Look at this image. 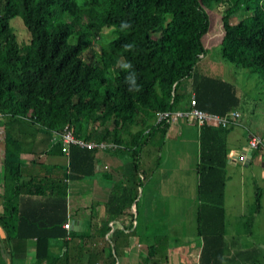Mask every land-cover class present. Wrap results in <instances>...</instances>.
<instances>
[{
	"label": "trees",
	"instance_id": "trees-1",
	"mask_svg": "<svg viewBox=\"0 0 264 264\" xmlns=\"http://www.w3.org/2000/svg\"><path fill=\"white\" fill-rule=\"evenodd\" d=\"M216 3L222 8L217 43L221 58L264 73V0H0V113L4 118L0 264H8L9 238L32 237L34 260L39 261L48 256L50 240L66 235L61 226L66 218L64 184L47 189L42 185L44 177L19 180L20 134L53 131L58 140L65 125L75 137L109 142L132 155L137 151L129 147L142 130L153 129L154 111L180 107L173 91L182 78H190L196 107L223 114L236 106L238 98L230 83L192 72L198 55L204 53L200 37L208 26L205 6ZM239 10L240 16L230 22L229 16ZM14 19L26 31L25 40L16 38ZM122 22L131 27L121 30ZM102 27L109 37L94 51L90 42L101 37ZM129 44L132 49L125 47ZM121 62L131 63L132 68L122 69ZM133 71L135 82H126ZM132 124L138 127L132 130ZM228 127H198L197 263L264 264L259 246L240 247L237 236L223 234ZM94 164L95 150L70 143L62 177L86 178ZM114 187L118 191L104 201L105 219L118 218L126 202L124 186L115 183ZM67 234L82 238L85 232L72 228Z\"/></svg>",
	"mask_w": 264,
	"mask_h": 264
},
{
	"label": "rangeland",
	"instance_id": "rangeland-1",
	"mask_svg": "<svg viewBox=\"0 0 264 264\" xmlns=\"http://www.w3.org/2000/svg\"><path fill=\"white\" fill-rule=\"evenodd\" d=\"M221 9L220 3L205 6L208 26L200 37L204 53L199 61H195L192 72L196 73L199 64L209 63L216 67L214 72L217 77L233 86L238 98V103L233 108L237 115L232 123L226 124L229 127L224 134L225 146H231L240 151L245 146L246 133H256L261 136V144L254 156L262 161L264 156V73L251 71L221 58L217 46L222 34ZM240 14L241 10L231 14L230 22L237 19ZM12 25L16 38L25 40L27 33L21 22L14 19ZM99 35L101 37H94L90 42L94 51H98L99 46L104 44L109 37L106 27L99 30ZM84 56L89 59V52L86 51ZM179 81L188 83V80L180 79ZM189 90L190 86L187 87L185 93L187 94ZM137 127L136 124L131 125L132 130ZM188 129L189 133L183 136L175 133L164 136L153 135L146 145L140 147L139 151V147L134 146L137 152L132 155L127 152L118 153L116 150V166L122 171L126 166H130L125 182L118 183L119 185L125 184L123 193L126 198L118 217L124 216L129 220V224L127 231L123 230L120 236L124 240L115 242L112 239H101L103 241V245H100L101 254L95 256L96 252H94V257H98V260H105L106 264H113L114 259L117 261L115 264H179V262L188 264L190 258H194V250L192 251L190 247L195 244L194 238H196L194 235L196 206L194 194L198 144L195 129ZM139 139L137 138L136 141ZM259 170L257 161L247 165L226 164L224 166L226 178L223 189L224 201L231 202L232 198L234 201L242 202L254 200L253 196L256 194L257 186H261L262 191L264 188L262 187L264 181L258 176ZM78 181H75L76 184ZM108 185L110 193L118 191L114 190L113 180L110 179ZM79 187L83 191L82 184ZM85 189L84 184V191ZM81 194L85 200L87 193L82 192ZM120 220L125 221V219ZM127 235L135 236L136 241L126 240ZM148 236L153 240L146 247L144 237ZM246 240L247 238L244 242ZM254 240H257V244L260 243L259 247L264 253V234L257 235ZM185 241L189 242L190 252L183 257V247H180L178 243ZM135 242H139L140 245H135Z\"/></svg>",
	"mask_w": 264,
	"mask_h": 264
},
{
	"label": "crops",
	"instance_id": "crops-1",
	"mask_svg": "<svg viewBox=\"0 0 264 264\" xmlns=\"http://www.w3.org/2000/svg\"><path fill=\"white\" fill-rule=\"evenodd\" d=\"M202 56L203 54L197 58V61H199V58ZM198 66L199 69L196 70L194 68L196 73L211 76L217 75L216 72H214V70L216 71V67L210 65L209 63H201ZM182 79L183 81L188 80V83L179 81L181 83L179 84L178 82L173 91V95H175L177 98V106L185 105L190 97V94L192 93L191 87L189 92H187V94L185 93L187 87L190 86V78L187 77ZM20 123L27 125V122L25 121H20ZM3 125L4 118L2 116L0 119V199L3 169L2 153L4 145ZM191 126L193 125H188L183 121H179L177 123L164 126L163 130L160 132L158 130L162 126L155 127L147 131L146 136L145 134L140 135V139L138 141L135 140V142L138 144L134 142L130 149H134V146H136L139 147V151L142 145H146L147 141L153 135L157 134L164 136L170 133H175L178 136H183L186 133L187 135V133L190 131L188 128L195 129V136L198 144V128ZM27 131L29 133L20 134L22 148L17 152V157L20 162L19 180L25 182L29 178L44 177L42 185L47 189H51L52 187L56 186V183H63L65 186V220L69 222V227L64 228L66 231V235L64 237L52 239L47 243L46 253L48 256L44 258V260L41 259L39 261L34 260L32 237L9 238L8 264H101L100 262L102 260H98V257H94V252H96L95 256H99L100 254L98 251L102 250L100 245H103V241H101V239H112L115 242L117 240H124L120 236L122 235L123 230L124 232L127 231L129 224V220L124 216L122 218L114 217L107 219L104 217V201L107 197V194L110 193V190L108 189V181L111 179L114 181V183H124L126 180L125 177L130 167L126 166L122 171L120 167L116 166V150H118V153L122 151L118 148L110 146L103 149L92 148L95 150V164L92 174L88 178L67 179L62 177V172L64 166L66 165V154L57 150V146L59 145L57 134L53 131H37L32 134L29 130ZM143 141L145 142L143 143ZM162 143L163 142H161V144ZM49 146H51V148L53 147L54 149L52 148L47 150L49 149ZM226 148L227 154L230 158L226 164L238 163L240 165H247L250 162L257 161V164L260 167L258 175L259 179L264 181V156L262 158L263 160L261 161L257 159L254 154L247 156L241 150H235L231 146ZM243 148H246V141ZM76 180H79L78 184H76ZM80 184H82L83 191H81L79 187ZM84 184L86 185L85 191ZM35 185V189H38V184L36 183ZM123 185L121 184V186ZM262 187H264V185ZM257 188L260 189L258 191L259 197L256 198L254 194V200L251 199L250 202H242L240 200L234 201L233 198L231 202H226L223 199V234L225 236H237L240 247H246L249 245L259 246L260 243L257 244V240H254V237L264 234V193L261 190V186H257ZM82 192L87 193L85 200L82 198ZM48 212L50 213V209ZM120 219H125V221L123 222V220ZM72 228L75 230H81L82 232H85V234H83L82 238L70 237V235L67 233L68 230ZM246 238L247 240L244 242ZM144 239L146 241L144 246L146 247L148 246L147 244L153 240V238L150 236L146 238L144 237ZM126 240L133 242L136 241V237L133 235H127ZM135 243L137 246L140 245L139 242ZM194 243L195 244L190 247L192 251L194 250V258H190V262L188 264H198L197 255L200 246L199 237L196 236V238H194ZM178 244L180 247H183V257L189 254L190 251L188 250V241L181 243L179 242ZM98 246H100V248H98ZM112 263L115 264L117 261L114 259ZM179 264H185V262H179Z\"/></svg>",
	"mask_w": 264,
	"mask_h": 264
},
{
	"label": "built area",
	"instance_id": "built-area-1",
	"mask_svg": "<svg viewBox=\"0 0 264 264\" xmlns=\"http://www.w3.org/2000/svg\"><path fill=\"white\" fill-rule=\"evenodd\" d=\"M201 54L198 55L200 57ZM172 97L169 100V104H172ZM237 112L235 109H229L223 114H217L209 111H205L200 109L194 105L192 93L188 99V103L186 106L182 107H170L162 110H156L153 113V117L151 119V127H161L168 126L172 123H177L179 121H183L188 125H193L195 127H199L201 125H226L232 123L235 119ZM2 118V114L0 113V119ZM150 128H145L141 133H146ZM58 142H59V150L60 152L66 154L68 144H76L78 146H83L86 148L93 149H103L105 147H113V145L109 142H105L102 140H88L83 138L75 137L71 130L67 126H62L60 132L58 133ZM261 144L260 135L248 132L246 137V148L250 151L257 149V147ZM131 211V209H130ZM63 228L69 227V222L64 220L61 223Z\"/></svg>",
	"mask_w": 264,
	"mask_h": 264
},
{
	"label": "clouds",
	"instance_id": "clouds-1",
	"mask_svg": "<svg viewBox=\"0 0 264 264\" xmlns=\"http://www.w3.org/2000/svg\"><path fill=\"white\" fill-rule=\"evenodd\" d=\"M131 25L128 22H122L121 23V30L130 28ZM128 49H132L133 45L129 44L125 46ZM122 69H131L132 68V64L131 63H127V62H121L119 65ZM135 77H136V73L133 71L131 76H127L126 77V82H128L129 80H131L133 83L135 82ZM132 88H129V91H132ZM135 90H138L137 88Z\"/></svg>",
	"mask_w": 264,
	"mask_h": 264
},
{
	"label": "water",
	"instance_id": "water-1",
	"mask_svg": "<svg viewBox=\"0 0 264 264\" xmlns=\"http://www.w3.org/2000/svg\"><path fill=\"white\" fill-rule=\"evenodd\" d=\"M242 152H244V154H246L247 156L250 155V150L248 148H244L241 150ZM229 157L226 158V161H228Z\"/></svg>",
	"mask_w": 264,
	"mask_h": 264
}]
</instances>
